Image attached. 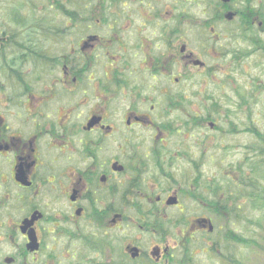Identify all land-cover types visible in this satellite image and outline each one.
Returning <instances> with one entry per match:
<instances>
[{"label":"flooded vegetation","instance_id":"obj_1","mask_svg":"<svg viewBox=\"0 0 264 264\" xmlns=\"http://www.w3.org/2000/svg\"><path fill=\"white\" fill-rule=\"evenodd\" d=\"M237 2L89 0L48 28L50 77L0 87L11 250L0 264H204L221 252L239 173L207 168L205 136L190 152L189 139L172 146L182 131L217 129L214 99L187 101L227 68Z\"/></svg>","mask_w":264,"mask_h":264},{"label":"rangeland","instance_id":"obj_2","mask_svg":"<svg viewBox=\"0 0 264 264\" xmlns=\"http://www.w3.org/2000/svg\"><path fill=\"white\" fill-rule=\"evenodd\" d=\"M32 2V6L34 11L28 8H24V16L27 19H29V22L26 26L31 27L30 25L39 22L40 24H43L42 26L38 27V24H35L37 27L34 28L33 31H24V35L22 38H25L30 35V38H37L43 40L41 43L43 45H40L44 48V51H47L48 53L51 52V48L49 47L51 44H49V41H52V38H50L48 35H45L46 29L52 28L54 24H62V22L65 20V16L62 12H60L56 6L55 2H50L49 0H34ZM89 0H62L61 2L64 3V5L67 8H71V5L73 4L76 6V3L79 5H82V3H88ZM241 1V0H237ZM247 1V0H246ZM259 4L264 5V0H258ZM257 1L252 0V4L255 6ZM14 3V5H13ZM19 3H21L20 0H0V24L3 23L7 28L9 29H16L19 28V32H23V25H19L20 23L13 22V8L17 6ZM35 4V5H34ZM8 6V12H6V8L4 6ZM31 6V7H32ZM13 7V8H12ZM23 14V13H22ZM41 19H45L44 22H40ZM7 20V21H6ZM25 19H22L24 21ZM11 21V24L8 22ZM63 26V25H62ZM235 27V26H234ZM22 28V29H21ZM233 33L229 36L228 43L226 45V49L229 52L230 56L228 59V66L227 68H224V70L221 72L219 71L214 75L212 78L213 82V90L210 93L202 94L200 96H194L190 95L191 98L187 102H193V103H201L197 101L195 98L199 97L201 98L200 101L202 102H210V99H214L218 102V108H220L219 113H215L214 117L212 118V121L216 123L217 129L211 128L208 124H206L202 128H198L196 132L188 133L182 131L179 134H176L173 138V146L178 145V142L183 143L186 139H189L190 143L187 144V147L183 148V151H193L195 149V146L200 142L201 137H207L206 143H207V168H213L215 170L221 171L222 169L235 167L237 164L243 161V158L245 154H247V146L251 144L255 140V137L250 133L246 131H240L239 133H231V126L228 119L225 117L227 110H232L235 113V116L233 117V121L235 123V129L238 127L239 130H242L246 127V125H250V122L247 120L246 115L252 111L253 118L255 119V125H257L259 130L264 131V90L259 89L257 92H253L254 85L259 83L260 85H264V53L262 51H258L257 44H253L252 40L250 38L244 40L241 36V32H235V30H232ZM253 36H256L252 33ZM264 37V36H263ZM28 39V38H27ZM56 46V45H55ZM253 50H257L254 51ZM246 51L250 52L249 56H245ZM253 52V53H252ZM237 56L239 57L238 61L236 60ZM28 68L31 71H34V69L37 70V75L42 76L44 78H49L50 76L47 74L45 76V73L47 72L48 67L44 66V63L38 62L37 66L32 62L28 65ZM26 73H30L29 70H26ZM3 75V74H2ZM36 76V75H35ZM5 81V80H4ZM7 83V84H6ZM5 85L8 87L14 86V81H5ZM224 86V87H222ZM16 87V86H15ZM19 87V85H18ZM256 96V98H255ZM248 101V103L244 102V99ZM239 105V107H238ZM241 107L243 109H241ZM57 108V105H56ZM244 110V111H243ZM234 125V124H233ZM196 140L193 141V140ZM188 140V142H189ZM202 143V142H201ZM202 144L197 148V154H201L202 151ZM173 151L177 150L176 148H172ZM172 151V152H173ZM177 152H173V154H176ZM13 184V183H12ZM0 185L4 189H8L9 186L7 184H3L2 181H0ZM0 188V194L3 191V189ZM19 213H16V216L18 217ZM217 223L221 226V221H217ZM6 224V222L4 223ZM219 226V228H220ZM232 228L235 229L236 232L239 234H245L246 227H245V220L243 217L241 218V223L238 225L230 224L228 225V229ZM6 227L3 228V232L0 236H3L2 239H4L5 245L3 247H0V259L3 258L9 254L11 251L9 249L10 243H8L5 239V231ZM220 233H217V238L223 239L222 237L224 229L220 230ZM252 232V229L249 230ZM5 232V233H4ZM216 235H214L215 237ZM170 242V238L167 239ZM201 240V238L199 239ZM223 245L226 248H229L230 246L234 247L235 244H232L230 242H224L225 239L222 240ZM230 247V248H232ZM228 253L234 254L237 258L241 259V262L243 264H252L251 261H253V264H264V256H261V258L256 256V254H253L250 249L246 247H242L238 250V252H234L233 250H227ZM247 256L250 258L247 259ZM215 259V260H214ZM214 259L204 257L203 260L204 264H223L220 262V260L216 259L214 256ZM256 259V261H255ZM258 259V260H257ZM251 262V263H250Z\"/></svg>","mask_w":264,"mask_h":264},{"label":"trees","instance_id":"obj_3","mask_svg":"<svg viewBox=\"0 0 264 264\" xmlns=\"http://www.w3.org/2000/svg\"><path fill=\"white\" fill-rule=\"evenodd\" d=\"M17 6L13 8V22L19 25H23V32H19V28L9 29L3 23L0 24V35L5 37V41L2 43L0 47V87L4 86L3 83L5 81H14V83H18L19 86H24L28 84L27 78L30 76H34L37 74L38 69H34L31 71L28 68V65L32 62L37 66L38 62L44 63V66L49 67L51 64V57L48 55L47 51H44V48L40 45L37 38H30V35L25 38H22L24 35V31H33L35 24L42 26L38 21L31 24V27L26 26L29 22L24 16V8H28L34 11L32 6V2L35 3L34 0H20ZM50 2H55L58 10L63 14L74 19V13L64 5L62 0H49ZM247 6L243 4V2L238 1L239 10L238 19L235 20L234 23H238L240 28H242L245 32H243V39H248V32L253 30V22L252 17L257 16L260 21L264 22V6L260 8H256L252 4V0H247ZM14 5V3H13ZM35 5V4H34ZM32 6V7H31ZM80 6L76 3V6L73 4L71 7ZM6 12H8V6H4L6 8ZM68 11V12H67ZM23 13V14H22ZM22 19H25L21 22ZM45 19H41L40 22H44ZM7 21V20H6ZM11 24V21L8 22ZM26 28V29H24ZM41 28V27H39ZM47 30L45 35L47 34ZM35 31V30H34ZM247 31V32H246ZM260 34V30L257 28L256 35ZM252 36L251 40L254 44H257V48L259 51L264 53V37ZM28 38V39H27ZM255 51V50H253ZM250 52L246 51L245 56H249ZM239 57L237 56L236 60L238 61ZM242 58V57H241ZM58 60V57L54 59ZM26 70H29L30 73L26 75ZM3 74V75H2ZM5 80V81H4ZM7 84V83H6ZM259 89L264 90V85H260L259 83L254 85L253 92L259 91ZM256 98V96H255ZM244 99V98H243ZM244 102L248 103L246 99ZM214 112L219 113L221 110L218 106V102L215 101ZM241 109H243L241 107ZM225 117L228 119L231 126V133H239L240 131L250 132L255 140L251 142L250 145L247 146V154H245L243 161L236 165V168L239 172L237 183L229 188L230 189V205L227 206V210H229V216L232 218L238 219L243 215V219L245 220L246 232L245 234H239L238 232H230L227 237H224L225 241L235 244L236 246L232 248H226L222 243L218 244V248L221 250V257L223 262L228 264H243L241 259L237 258L231 252L228 253L227 250H233L235 253L238 252L242 247H246L252 251L253 254L258 255L260 258L264 256V131L259 130L257 125H255V119L253 118L252 111H248L246 115L247 120L250 122V125H246L245 128L239 130L238 127L235 129V123L233 121V117L235 113L232 110H227ZM244 111V110H243ZM214 113V114H215ZM214 117V115H213ZM205 122L202 121V118H197L196 124H203ZM234 124V125H233ZM239 219L237 220V222ZM236 224L238 225L239 223ZM252 229V232L249 230ZM257 256V257H258ZM247 259L250 258L247 256ZM258 260V259H257ZM264 260V259H263ZM256 261V259H255ZM252 264L254 263L251 261ZM250 262V263H251ZM257 264V261H256Z\"/></svg>","mask_w":264,"mask_h":264},{"label":"water","instance_id":"obj_4","mask_svg":"<svg viewBox=\"0 0 264 264\" xmlns=\"http://www.w3.org/2000/svg\"><path fill=\"white\" fill-rule=\"evenodd\" d=\"M232 16H233V14H232V13H231V14H229V17H230V18H232ZM91 124H92V123H91ZM22 178H23V177H20V176H19V177H18V180H19V181H24ZM28 223H29V222H28ZM28 223H27V224H28ZM27 224H26V225H27Z\"/></svg>","mask_w":264,"mask_h":264}]
</instances>
